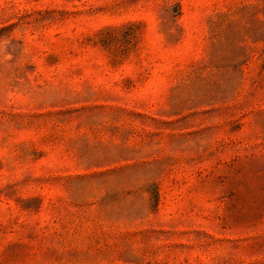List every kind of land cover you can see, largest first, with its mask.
I'll return each mask as SVG.
<instances>
[{
	"label": "rangeland",
	"instance_id": "374dc122",
	"mask_svg": "<svg viewBox=\"0 0 264 264\" xmlns=\"http://www.w3.org/2000/svg\"><path fill=\"white\" fill-rule=\"evenodd\" d=\"M0 264H264V0H0Z\"/></svg>",
	"mask_w": 264,
	"mask_h": 264
}]
</instances>
